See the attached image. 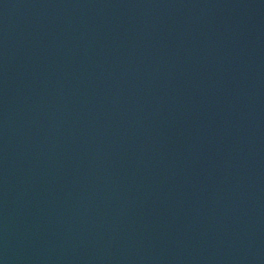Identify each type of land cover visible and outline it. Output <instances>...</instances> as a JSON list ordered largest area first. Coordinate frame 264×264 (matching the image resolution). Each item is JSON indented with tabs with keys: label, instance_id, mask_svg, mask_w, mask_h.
I'll return each mask as SVG.
<instances>
[{
	"label": "water",
	"instance_id": "95a60500",
	"mask_svg": "<svg viewBox=\"0 0 264 264\" xmlns=\"http://www.w3.org/2000/svg\"><path fill=\"white\" fill-rule=\"evenodd\" d=\"M0 264H264V0H0Z\"/></svg>",
	"mask_w": 264,
	"mask_h": 264
}]
</instances>
